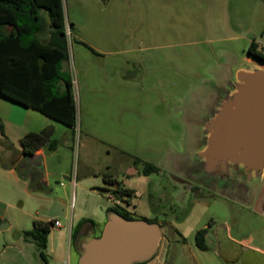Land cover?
Instances as JSON below:
<instances>
[{
	"label": "rangeland",
	"instance_id": "1",
	"mask_svg": "<svg viewBox=\"0 0 264 264\" xmlns=\"http://www.w3.org/2000/svg\"><path fill=\"white\" fill-rule=\"evenodd\" d=\"M63 10L69 59L62 71L73 81L77 110L74 147H64L68 137L57 134L64 173L50 169L49 190L26 179L0 187V216L15 223L1 235L14 238L16 226L32 230L35 220L58 218L66 226V216L108 219L114 206L103 177L109 174L135 194L120 208L161 225L156 264H216L222 244L232 250L230 242H243L264 224L257 213L264 184L254 183L247 206L218 190L201 196L190 185L180 190L171 173L186 159L194 162L202 119L213 116L237 70L264 65L247 60L252 40L264 32V0H63ZM10 142L3 141V167L15 160ZM147 164L160 171L144 175ZM130 168L139 173L128 175ZM65 174L80 184L68 205L61 202ZM203 228H210L208 251L196 245ZM52 231L61 240V231Z\"/></svg>",
	"mask_w": 264,
	"mask_h": 264
},
{
	"label": "trees",
	"instance_id": "2",
	"mask_svg": "<svg viewBox=\"0 0 264 264\" xmlns=\"http://www.w3.org/2000/svg\"><path fill=\"white\" fill-rule=\"evenodd\" d=\"M254 41L250 44L248 55L264 62V54L257 50ZM68 50L63 0H0V96L37 110L75 132L77 110L73 81L62 71L63 63L69 59ZM54 133L53 127L39 133H28L21 141L23 154L32 156L43 147L56 150L59 141L54 138ZM159 171L153 164H147L143 169L146 176ZM105 182L116 184L108 177ZM32 183L37 184V181ZM117 184L120 195L128 202L135 195L134 191ZM110 211L134 219L124 208L113 207ZM88 223L93 224L83 219L74 227L72 238L75 242ZM53 225V221L35 220L34 228L23 232L24 240L33 242L39 248L44 262H48L46 251ZM208 234V229L196 233V245L202 251L209 250Z\"/></svg>",
	"mask_w": 264,
	"mask_h": 264
},
{
	"label": "water",
	"instance_id": "3",
	"mask_svg": "<svg viewBox=\"0 0 264 264\" xmlns=\"http://www.w3.org/2000/svg\"><path fill=\"white\" fill-rule=\"evenodd\" d=\"M263 66H244L232 76L213 116L203 125L202 147L194 158L197 170L214 179L228 180L240 170L242 189L230 198L247 206L254 200V183L264 178ZM162 239L159 223L111 211L101 236L92 238L87 232L78 240L79 264L146 263L157 255Z\"/></svg>",
	"mask_w": 264,
	"mask_h": 264
},
{
	"label": "crops",
	"instance_id": "4",
	"mask_svg": "<svg viewBox=\"0 0 264 264\" xmlns=\"http://www.w3.org/2000/svg\"><path fill=\"white\" fill-rule=\"evenodd\" d=\"M262 34H264V32ZM47 36H49V33ZM247 60L251 63L256 61L249 55L247 57ZM47 127L54 128V138L58 141V133L67 136L68 138L65 140L64 147L73 150L74 146L72 135L75 132L72 128L37 110L24 107L20 104L12 102L5 97L0 96V158L2 157L3 139L8 140L9 142L11 141V146L14 149V152H16L12 167H3L0 165V187L10 189L11 187L8 185L10 184V179H13L17 184L20 183L22 179H26L28 181H31V183L37 181V184L40 185L42 189L49 190L51 173L50 169H54L52 170L51 174L64 173V171L61 170L63 158L59 154V150L61 147L60 141L59 146L56 150L50 151L48 147H43L32 156H26L25 154H23V147L21 143L22 139L28 133H39ZM2 130L4 131V135ZM56 158L58 161L57 164H54V160ZM21 164H24V167H22V169H24V173L20 174L18 168L21 167ZM131 170L135 171L134 175L138 174V170L134 168H130L129 173ZM107 177L113 181H116V184L118 183L117 179L114 176L106 174L105 178ZM105 178L103 177V181L107 189L110 190L112 184L106 183ZM64 179L68 180L69 183L67 184L68 188L63 189L65 197L61 199V202L68 205L70 193L74 195L77 188L80 187V184L78 183L77 177L74 178L65 174ZM262 183L264 184V178L262 180ZM61 184L62 186L65 185L64 183ZM31 192L33 194L38 193L33 190H31ZM257 213L264 218V201L262 210L257 211ZM65 218L68 220L66 226L58 218H55V220H59L61 222L62 227H53L52 230H60L62 238L61 240L57 241L53 235V231H51L48 238V247L46 251L48 257L50 258H48V262H44L40 258V250L36 246V244H34L33 242H27L23 238V232L29 230L16 226L13 233L14 238H11L10 235H1L2 231L8 229L11 230L12 228H14L15 223L13 221L7 223L5 221L6 218H4V216H0V227L2 225L5 226L4 230L0 229V264H79L81 254L77 247L78 241L75 242L72 238V231L74 227L83 219L92 221L93 224L88 223L84 228L82 235L89 232L91 234V237L95 238L101 236L108 222V219L95 222L92 219L81 218L78 221L74 222L72 217L66 216ZM40 221L50 222L49 220ZM153 222L159 223L158 221ZM204 227L206 228L207 225H205ZM96 231L100 232V235L92 236V233H95ZM253 231H255V233H252L251 237L246 238V240H244L243 242H239L238 244H235V242H230L231 245H233L232 250L228 249V244H222V246L226 248H223V251H220L216 254V256L218 257H215L216 259H218V262L216 261V264H264V224L255 226ZM257 234L259 235V237H261L257 238ZM65 240L66 243L64 242ZM161 259L162 257H160V255H158L157 253L152 261L150 263L146 262V264H156V262Z\"/></svg>",
	"mask_w": 264,
	"mask_h": 264
},
{
	"label": "flooded vegetation",
	"instance_id": "5",
	"mask_svg": "<svg viewBox=\"0 0 264 264\" xmlns=\"http://www.w3.org/2000/svg\"><path fill=\"white\" fill-rule=\"evenodd\" d=\"M207 120L208 118L203 117L202 123L205 124ZM185 161L187 162L186 165L175 167L174 171L171 173L173 180H175L178 184V188L180 185H190L191 187L189 190L197 196L205 195L208 192L218 190L220 193H223L228 197H234L233 193L235 194L236 189L238 190L239 187L242 189L243 183L239 179V175L242 174L240 170L234 172L232 176L228 178V180L221 178L214 179L202 174L199 170H197L194 162L189 161V159H186ZM128 175L131 174L129 173ZM177 195L182 196L181 191L179 194L177 193Z\"/></svg>",
	"mask_w": 264,
	"mask_h": 264
},
{
	"label": "built area",
	"instance_id": "6",
	"mask_svg": "<svg viewBox=\"0 0 264 264\" xmlns=\"http://www.w3.org/2000/svg\"><path fill=\"white\" fill-rule=\"evenodd\" d=\"M255 44L257 50L264 54V34H262L258 39H255ZM108 200L113 204L114 207H121L126 203L127 198H123L119 193L118 184H113L111 189L107 193ZM54 227L61 228V222L59 220H54Z\"/></svg>",
	"mask_w": 264,
	"mask_h": 264
}]
</instances>
